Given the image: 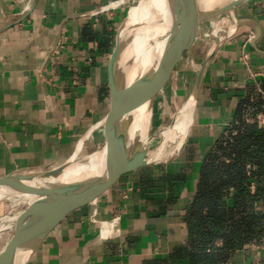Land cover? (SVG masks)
<instances>
[{
  "label": "crops",
  "instance_id": "obj_1",
  "mask_svg": "<svg viewBox=\"0 0 264 264\" xmlns=\"http://www.w3.org/2000/svg\"><path fill=\"white\" fill-rule=\"evenodd\" d=\"M134 3L0 0V178L55 168L87 145L115 100L109 61L119 25L142 4ZM233 17L239 25L205 69L179 153L116 176L19 264H154L187 244L201 164L240 101L264 96V0H247ZM227 264H264V246L238 250Z\"/></svg>",
  "mask_w": 264,
  "mask_h": 264
},
{
  "label": "trees",
  "instance_id": "obj_2",
  "mask_svg": "<svg viewBox=\"0 0 264 264\" xmlns=\"http://www.w3.org/2000/svg\"><path fill=\"white\" fill-rule=\"evenodd\" d=\"M264 91V79L261 81ZM264 96L237 105L228 126L201 164L186 213L187 244L170 262L227 264L234 252L264 246Z\"/></svg>",
  "mask_w": 264,
  "mask_h": 264
},
{
  "label": "water",
  "instance_id": "obj_3",
  "mask_svg": "<svg viewBox=\"0 0 264 264\" xmlns=\"http://www.w3.org/2000/svg\"><path fill=\"white\" fill-rule=\"evenodd\" d=\"M146 1L147 0H141L138 3H145ZM246 1L247 0H229L226 3L219 4L210 11L200 12L196 0H166L169 13L183 16L182 21L176 24L170 33V40L173 43H183L175 56V64L182 50L186 49L189 56H192L193 51L200 44L197 30L194 26L196 18L220 15L226 17L230 22H234L232 12ZM128 23L127 14V17L116 33L115 46L109 61V76L112 84V92L115 93V100L113 101L110 112H113L115 107L121 103L125 108V115L130 118L132 113L145 103L149 104L150 110L158 91L151 89V81L153 77L157 75L156 73L147 74L145 77L137 79L130 84L125 83L121 60L129 47L130 40L134 33L143 27L142 24L130 25ZM235 24L237 28L239 23L235 21ZM232 34L233 33H231V35ZM229 36L218 41L217 36L211 34L212 40L216 43L214 54ZM257 36V33H255L254 38H257ZM187 40H194L193 51L189 49V45L184 43L188 42ZM211 59L206 61L205 56L203 64L191 88L190 96L193 98L194 106L196 105L205 69ZM129 118L127 119L128 127L130 122ZM170 125L167 127H170ZM145 141L146 137H142L141 139L133 137V139H130V143H127L125 147L118 152L115 151V148L109 146L105 153L104 167L100 174L76 181L63 188L57 189L50 195L46 194V198L38 206L37 210L26 219L25 226L17 224L20 230L13 240L7 244V247L0 252V264H16L20 258L27 256L71 212L91 203L97 197L98 193L116 176L138 168L161 163H150L143 158L142 153ZM71 164L76 163H74V161L71 163L66 161L55 168L36 173L9 175L0 178V187L10 185L28 186L26 183L32 181L45 182L60 174Z\"/></svg>",
  "mask_w": 264,
  "mask_h": 264
},
{
  "label": "bare ground",
  "instance_id": "obj_4",
  "mask_svg": "<svg viewBox=\"0 0 264 264\" xmlns=\"http://www.w3.org/2000/svg\"><path fill=\"white\" fill-rule=\"evenodd\" d=\"M228 1L229 0H196L200 12L210 11L217 5ZM167 6L166 0H147L130 14L128 19V24L130 25L140 24L141 17L145 16L142 32L140 28L134 33L130 40L129 47L121 60L123 74L127 78L129 84L137 79L145 77L147 74L156 73L157 75L153 77L151 81V89L161 92L172 78L175 56L183 43H173L170 40V33L172 29H174L176 20L180 15L169 13ZM233 13L234 12H232V17ZM206 17L207 16H203L195 19L194 26L197 30V34ZM235 21L234 19V22H230L229 28L217 37L218 41L223 40L233 33L236 29ZM140 33L141 41L138 43ZM187 41L188 42L184 43L189 45V49L193 51L194 40ZM137 47H141L140 51H138ZM215 47L216 43L214 41L207 52L206 61H209L213 57ZM144 54L147 57V61L142 69L140 57ZM184 68L188 71L189 66L185 65ZM194 111V101L189 94L188 99L175 112L174 120L167 132H165L160 139H152L149 144L144 146L142 153L143 158L147 162L157 163L176 156L185 142L193 121ZM111 116L117 117L118 120L116 125L112 128V135L108 145L103 148V150L89 155L84 163L71 164L60 174L45 182L32 181L26 183L28 186L10 185L0 187V199L4 198L10 202L26 203L27 205L26 211L14 214L12 217H6L4 220L11 223L16 222L18 225L25 226L26 219L37 210L49 191L54 193L57 189L63 188L76 181L100 174L104 167L105 153L109 146L115 148V151L118 152L122 150L127 143H130V139H133V137L137 139L142 138L150 124L152 108L149 110V104L145 103L138 107L129 118V116L125 115V108L123 105H120L113 113L107 116V118ZM128 118L130 120L129 127L127 125ZM73 160L74 156L67 161L71 163ZM4 247L1 252L7 246ZM20 260L21 258L16 264H19Z\"/></svg>",
  "mask_w": 264,
  "mask_h": 264
},
{
  "label": "rangeland",
  "instance_id": "obj_5",
  "mask_svg": "<svg viewBox=\"0 0 264 264\" xmlns=\"http://www.w3.org/2000/svg\"><path fill=\"white\" fill-rule=\"evenodd\" d=\"M140 1L141 0H135L134 4ZM126 17L127 14L125 18ZM182 19L183 16L180 15L176 20V24L182 21ZM229 26L230 21L226 17L220 15L207 16L198 30L197 36L200 44L193 51V56H189L186 49L182 50L180 57L174 66L172 78L164 86V89L161 92H157L153 100L150 124L142 136L144 138L146 137L145 145L149 144L152 139H160L163 134L167 132L169 129L167 126L173 122L175 112L188 99L196 75L203 64L208 50L214 42L211 38V34L218 37L221 33L226 31ZM185 65L189 66L188 71L184 68ZM120 105L122 104H118L117 107ZM117 107H115V109ZM108 112L88 136L87 145L74 155V163H84L89 155L99 152L107 146V143L109 142L108 139H111L112 128L116 125L118 120L115 116L107 118V116L113 113L110 112V110ZM168 160L169 159H164L160 162L162 163ZM51 193L52 192L49 191L47 194L50 195ZM26 210V203H15L5 200L4 198L0 199V252L4 246L6 247L7 244L13 240L20 230V227L17 226L16 222L11 223L4 220V218L12 217L14 214Z\"/></svg>",
  "mask_w": 264,
  "mask_h": 264
},
{
  "label": "built area",
  "instance_id": "obj_6",
  "mask_svg": "<svg viewBox=\"0 0 264 264\" xmlns=\"http://www.w3.org/2000/svg\"><path fill=\"white\" fill-rule=\"evenodd\" d=\"M259 123L260 124H264V118H262V119L259 118ZM95 216H96V210L95 209H92L91 212H90V215H89V218H90V220L92 222H95Z\"/></svg>",
  "mask_w": 264,
  "mask_h": 264
}]
</instances>
